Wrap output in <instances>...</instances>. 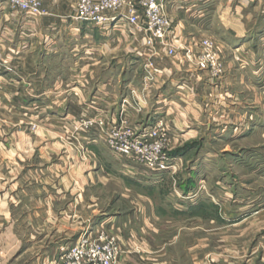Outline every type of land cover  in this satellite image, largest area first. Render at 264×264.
<instances>
[{
    "label": "crops",
    "instance_id": "obj_1",
    "mask_svg": "<svg viewBox=\"0 0 264 264\" xmlns=\"http://www.w3.org/2000/svg\"><path fill=\"white\" fill-rule=\"evenodd\" d=\"M247 1L177 0L168 6L166 13L177 38L175 58L167 56L162 47L153 52L147 49L144 33L126 23L127 7L121 10L120 21L99 29L72 20L76 0H42L46 16L36 20L0 4V96H35L32 98L43 102L29 106L23 102L13 110L0 100V118L4 119L0 132V239L2 234L16 240L21 230L29 229L37 241L17 254L32 253L34 264H45L59 246L68 247L71 239L85 235L90 224L102 217V202L91 193L117 182L116 174L103 164L100 150L81 151L70 145L69 132L59 133L58 121L50 115L42 120L38 113L49 108L69 112L77 107L116 115L112 112L119 109L123 98L119 100L118 94L141 87L139 78L123 77L115 68L121 50L124 74L127 70L136 73L137 65L150 59L161 71L147 90H153L152 97H142L151 107L144 108L140 117L133 113L132 123L148 125L144 122L155 104L153 116L163 118L176 136L196 138L205 127L206 140L211 143L204 153L208 177L206 186L197 184L196 192L212 191V202L206 203L220 213L210 223H221V230L238 231L234 238L244 239L229 240L223 263L264 264V253L253 244L257 237L264 238V161L254 162L252 174L260 177L253 184L242 182L238 173L232 180L225 178L241 157L230 144L245 145L253 139L255 149L264 146V40L254 39L250 44L246 39L259 25L250 23ZM206 28L215 33L207 36ZM219 32L222 36L216 39ZM208 37L215 40L225 63L224 75L216 82L194 64L199 41ZM119 43L124 44L122 49ZM102 62L109 66L102 70ZM229 62L238 68L233 70ZM53 95L60 96L61 102L51 99ZM256 138L261 141L255 142ZM215 142L221 143L220 151L214 149ZM219 167L220 178L214 179ZM190 202L194 206H189L188 217L196 221L192 211L201 203ZM103 216L107 227L118 226L133 243L147 247L142 231L121 227L126 217ZM230 247L236 252L231 253Z\"/></svg>",
    "mask_w": 264,
    "mask_h": 264
},
{
    "label": "rangeland",
    "instance_id": "obj_2",
    "mask_svg": "<svg viewBox=\"0 0 264 264\" xmlns=\"http://www.w3.org/2000/svg\"><path fill=\"white\" fill-rule=\"evenodd\" d=\"M236 4L237 3L234 2V5ZM1 8L10 10L7 4L1 3ZM74 10L72 17L74 15ZM245 11L247 14H250V23L253 24L255 22L259 24L253 31L247 33L246 39H250L248 43L252 44L251 42L254 39L262 42L261 40H264V0L247 1ZM121 18V16H118L116 22L120 21ZM182 20L185 22L191 21L190 18H186V20L183 18ZM206 30L209 31L207 33L209 35L207 36H210L211 33H215L212 31L214 29L211 30L206 28ZM127 32L130 33L131 31L127 30ZM215 35L216 39L222 36L221 32ZM203 39H210L215 43L219 61L223 66V73L218 79H212L208 72H206V74L209 80L214 82L219 81L224 75V60L221 53L217 50L218 48L215 40L211 37ZM120 44V48L122 49V45L124 44L119 43V45ZM159 47L162 46H155L152 49H147L153 52V50H157ZM198 52L199 48L197 46V53H195V56ZM178 53L182 54L183 52L179 50ZM122 55L123 53H121L120 50L118 53L120 61L117 67H115L118 73L121 72L122 76H126L128 79H134L133 76L139 78L141 87L139 85V89L135 88L133 90L141 97L147 96L149 98L150 94L152 97L153 90H151L150 93H148L147 90L154 82L156 75L161 74V71L154 67V63L150 59L147 60L146 63L142 62L138 64L137 66L140 67L136 70V73L130 74L127 70L126 75L123 73L124 70H122L125 65L123 58L120 57ZM175 56L169 57L175 58ZM228 64H231L233 70L238 68L236 63L233 64L229 62ZM108 66L106 62L100 63V68L102 70ZM195 67L197 68L196 64ZM197 70L199 72H205L198 68ZM137 78L135 79L136 81ZM146 78H148V80H146ZM122 91L121 94H118L119 100L122 96L123 98L125 96L132 97L128 90L127 92L126 90L124 91V89ZM32 97L34 98L35 96H18L6 93L0 96V100L2 101L3 99L5 105L12 109L14 107L15 109L18 108L23 102H25V106H29L42 101L40 99H33ZM38 98H43V96H38ZM50 98H54V101L58 99V101L61 102L60 96L53 95L50 96ZM261 99V102L264 103V94L261 95ZM148 105L151 107L149 103ZM152 106L153 108L150 111V115L145 119L144 123L148 122V124H151L154 119L158 118V115L153 116L154 114H152L156 113L155 104H152ZM88 109L89 108L79 110L75 107L73 110L67 112L62 109L57 110L55 108H49L47 112L42 111L38 113L42 120L50 115V118L58 121L57 126L59 133L69 132L65 134L69 138V140H66L70 145L74 144V146L81 151L86 148H96L100 150L103 164H105L111 172L116 174L117 182H109L105 187L103 186V188L96 189L91 193V196H98L97 198H100L102 202V217H99L93 225L90 224L89 230H87L88 232L83 235V237L88 235V233L97 232V229L101 228L103 225L111 235L117 238L116 245L114 246V248L117 249L116 264H224L223 261L227 256L226 251H228L229 240L233 239L237 243L238 240L244 241V239L234 238L238 231L229 229L221 230V223H210L209 220H217V216H219L220 213L219 210L215 208L216 206H209L207 205L208 203H206L207 201L212 202L210 198L212 191H205V189H203L201 192H196L197 184L199 185L202 183L206 186L205 183L208 177L205 175L206 166L204 162V153L210 148L211 143L206 140L205 127L202 128V133L196 138L185 137L180 134L171 141L169 146H167V153L174 158V169L166 173H151L149 175L144 174L132 177L128 175L125 169L128 163L116 158V156L110 152L105 140L107 129L113 127V123L118 124L120 120V107L112 112L114 114L116 113V115H110L101 110L91 111ZM133 113L135 114V112H132L131 115H133ZM138 115L140 117L142 113ZM98 117L99 120L104 122V129H101L97 125L89 127L84 125V122H86L88 118L93 120ZM3 125L4 119L0 118V132L3 130ZM261 130H264V126ZM257 138L255 142L261 141ZM253 141L254 140L251 139L245 145L230 144L231 150H233V152H240L241 157L238 160V162H240L238 165L234 164L235 160L233 161V166L235 167L228 170V174H226L225 177L226 179L232 180V176L238 173L240 174L239 177H241L242 182L245 181V183H248V181H253V179L257 177H254L252 174L253 169L256 168L254 162L257 161L258 163L259 161H264V146L260 145V148L255 149L252 144ZM262 144L264 145V139L262 140ZM213 146L217 151L222 149L220 142H215ZM254 154L259 155L256 156V158H259H254ZM220 168L221 167L215 169L214 179L220 178L221 173L218 172V170H221ZM262 177H264V170ZM257 181L258 179L255 180V182ZM213 182L216 183L215 181ZM253 183L254 181L252 184ZM203 185L199 187L200 190L203 188ZM215 194L216 196L220 195V197H222L221 192L217 191ZM262 194H264V190ZM190 199L195 200L197 203H201L195 210L192 209L194 210L192 211V215L197 217L196 221L188 217L190 212L189 206H194L190 205L192 204ZM105 214H116L117 216L126 217L124 221L126 220L125 223H127V226L123 223L121 227L123 226L124 228L125 226V230H128L130 226L131 229L134 228L139 232L142 231L144 235L142 239L146 242L147 247L144 248L141 243H133L131 239L125 236L126 233L122 232L118 226L114 225L107 227L105 225L106 219L103 216ZM1 226H3V229L5 228V225L1 224ZM123 228L122 230H124ZM1 236L0 264H34L32 261L34 255L32 253L23 256L17 254L21 248L32 247V244L34 245L37 241V238L33 239V237L30 236L29 229L25 228L21 230V232L17 234L16 240L4 238L2 234ZM80 238L81 237L74 240L71 239V243L68 247L59 246L57 252L54 251V254L47 258L45 264H60L62 255L72 248ZM263 243L264 238H260L259 236L255 239L253 244L256 248H259V251L257 250L258 252L264 253ZM235 250L237 249H232L230 247L229 251L234 253L236 252Z\"/></svg>",
    "mask_w": 264,
    "mask_h": 264
},
{
    "label": "built area",
    "instance_id": "obj_3",
    "mask_svg": "<svg viewBox=\"0 0 264 264\" xmlns=\"http://www.w3.org/2000/svg\"><path fill=\"white\" fill-rule=\"evenodd\" d=\"M177 0H77L72 20L81 24H92L106 29L116 24L121 10L127 7L126 23L135 31L143 32L147 48L162 46L168 56H175L177 38L172 30L166 11ZM12 12L20 13L33 20L46 16L42 0H0ZM199 52L194 58L197 68L208 72L212 79L223 73L215 43L203 39L198 44ZM157 72V71H156ZM161 73V72H160ZM148 80V78H146ZM132 97L125 96L120 104V120L107 129L105 140L110 152L125 166L128 175L139 176L166 173L175 168L174 158L167 153V146L176 138L165 120L158 116L151 124L136 126L131 113H142L148 106L147 100L133 89ZM86 127L97 125L104 129V122L95 118L84 122ZM130 163V164H129ZM117 238L104 226L97 232L82 236L60 259V264H116ZM264 246V243H263Z\"/></svg>",
    "mask_w": 264,
    "mask_h": 264
}]
</instances>
